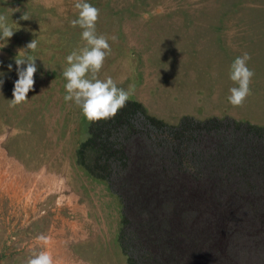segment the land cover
I'll list each match as a JSON object with an SVG mask.
<instances>
[{"label":"rangeland","instance_id":"rangeland-1","mask_svg":"<svg viewBox=\"0 0 264 264\" xmlns=\"http://www.w3.org/2000/svg\"><path fill=\"white\" fill-rule=\"evenodd\" d=\"M75 2L0 0V24L15 31L12 37L0 41V71L5 73V83L0 89V264H27L34 254L45 251L46 245L37 238L41 235L48 238L49 233L53 235L50 227L52 223H59L57 218L61 217L64 192L69 193V184L84 191L87 205L95 207V213L106 219L108 229L102 232L104 239L98 236L99 242L104 240L97 243L98 253L81 252L90 262L70 260L53 261V264H128L119 241L124 228L118 197L109 190L106 182L101 185L89 182L85 187L80 170L75 166L77 148L88 138L90 126L80 109L63 99L65 80L61 73L67 66L66 57L84 43L79 27H72L69 23L78 11L73 7ZM89 2L99 9L97 33L118 37L116 41L109 40L111 53L105 58L100 78L111 76L118 87L128 91V100L132 101L130 89L135 82L152 77V67L156 65L151 63L152 56L158 55L155 42L150 44L144 40L155 41L162 36L151 26L163 23L146 21L154 18L145 19V16L163 17L158 19L192 16L207 20L205 24L210 25L211 30L248 33L244 38L247 43L244 50L251 57L247 65L254 72L252 81L255 80L256 85L236 110L220 111L222 115L230 112L237 117L221 116L217 119L229 118L264 128V0ZM23 16L28 20L22 19ZM33 39L37 40V47L29 52L36 59L38 68L34 74V87L27 94L29 100L12 106L13 81L18 78L15 57ZM9 64L13 65L12 71L8 70ZM229 69L219 70L223 81H226ZM222 87L228 89L227 84ZM161 121L176 125L180 118L163 117ZM186 164L188 169L190 165L194 167L189 162ZM94 190L98 191L99 197L96 194L91 197L89 191ZM172 191L162 189L160 193L161 204L169 212L179 205ZM238 199L242 202L239 208L242 205L247 208L244 213H231L238 210L233 207L229 212L216 208L208 214L216 221L215 228L210 225L211 232L210 227H204L201 232L186 227L178 233L168 211L166 215L165 210L156 213L157 207L149 212L146 224L157 238L163 240L162 247L165 244L173 248L178 245L188 247L182 264H264V193L252 192L248 198L242 196ZM205 200H208L205 202L207 207L215 198L210 194ZM186 214L189 223L196 222L193 212ZM228 214L231 231L226 227ZM125 231L129 232L128 229ZM74 239H66L67 245L75 244ZM212 240L214 242L210 243ZM73 248L67 249L70 258L73 257L70 255ZM227 250L229 254H221Z\"/></svg>","mask_w":264,"mask_h":264},{"label":"trees","instance_id":"trees-1","mask_svg":"<svg viewBox=\"0 0 264 264\" xmlns=\"http://www.w3.org/2000/svg\"><path fill=\"white\" fill-rule=\"evenodd\" d=\"M186 162L194 167L188 169ZM76 163L118 197L124 228L119 241L128 264H182L188 247H162L163 240L146 224L154 207L165 215L169 210L161 204V190H173L179 201L176 210L168 211L178 233L186 227L195 232L214 227L216 221L208 214L216 208L244 213L247 208H239L238 198L264 193V128L229 118L182 117L167 125L146 114L140 103L127 100L114 117L90 122ZM210 194L215 198L207 206L211 210L205 206ZM188 211L196 222L189 223Z\"/></svg>","mask_w":264,"mask_h":264},{"label":"crops","instance_id":"crops-1","mask_svg":"<svg viewBox=\"0 0 264 264\" xmlns=\"http://www.w3.org/2000/svg\"><path fill=\"white\" fill-rule=\"evenodd\" d=\"M147 18L154 19L146 21L163 23L151 26L162 34L160 38L155 41L144 40L150 44L155 42L158 55L152 56L151 63L156 65L152 67L150 79L143 78L134 83L130 89V97L140 103L149 116L157 119L237 117V114L229 112L222 115L220 112L236 110L237 106L231 105L227 100L229 89L236 85L228 75L226 81H223L219 70L230 67L237 56L245 53L244 47L247 43L244 38L248 33L211 30L210 25L205 24L207 20L194 19L192 16H180L181 19H158L163 18L160 16ZM254 81L251 79L249 84V95L256 85ZM224 84H227L228 89L222 87ZM196 111L201 113L197 114ZM75 166L80 170L85 187L89 182L100 185L105 183L91 177L77 164ZM71 185L69 184V193L64 192L61 217L57 218L59 223H52L50 230L53 235L47 234L48 238L43 244L53 261L90 262L81 252L88 250L98 253L97 243L104 241L99 242L98 236L104 239L102 232L108 227L104 222L106 219L95 213V207L87 205L84 191ZM89 192L92 198L96 195L99 197L98 191ZM68 238H75V244L67 245ZM71 247L74 248L70 250V255L73 256L70 258L67 249Z\"/></svg>","mask_w":264,"mask_h":264},{"label":"clouds","instance_id":"clouds-1","mask_svg":"<svg viewBox=\"0 0 264 264\" xmlns=\"http://www.w3.org/2000/svg\"><path fill=\"white\" fill-rule=\"evenodd\" d=\"M73 7L78 11L69 23L72 27H79L80 37L84 43L81 47L73 49L66 57L67 66L61 73L65 80L63 99L77 106L89 122L106 120L114 117L129 98L128 91L118 87L111 76L100 78L99 75L105 58L111 53L109 40L116 41L118 37L97 33L99 9L89 0H76ZM144 18L147 19V16ZM22 19L28 20L26 16ZM14 32L8 25L0 24V41L12 37ZM36 47L37 40L33 39L24 49L19 50L17 56L20 58L15 57L18 78L13 81V98L10 100L12 106L29 100L27 94L33 90L34 74L38 71L36 59L30 56L29 50ZM250 59V55L245 52L237 56L230 65L228 77L236 86L229 89L227 100L233 106L241 105L250 93L249 84L254 76V72L247 65ZM12 68L13 65L9 64L8 70L12 71ZM4 77L5 73L0 71V89L5 83ZM37 239L46 241L47 237L41 235ZM27 264H53V259L48 251H40L34 254Z\"/></svg>","mask_w":264,"mask_h":264},{"label":"bare ground","instance_id":"bare-ground-1","mask_svg":"<svg viewBox=\"0 0 264 264\" xmlns=\"http://www.w3.org/2000/svg\"><path fill=\"white\" fill-rule=\"evenodd\" d=\"M46 244V243H45Z\"/></svg>","mask_w":264,"mask_h":264}]
</instances>
